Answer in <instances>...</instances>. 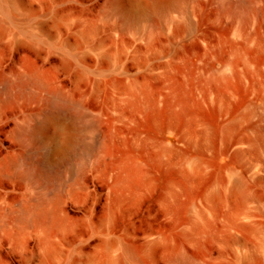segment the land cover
<instances>
[{
    "label": "rangeland",
    "instance_id": "374dc122",
    "mask_svg": "<svg viewBox=\"0 0 264 264\" xmlns=\"http://www.w3.org/2000/svg\"><path fill=\"white\" fill-rule=\"evenodd\" d=\"M153 1L0 0V264H264V152L240 162L223 128L264 108V0ZM46 90L77 107L35 144Z\"/></svg>",
    "mask_w": 264,
    "mask_h": 264
},
{
    "label": "bare ground",
    "instance_id": "6f19581e",
    "mask_svg": "<svg viewBox=\"0 0 264 264\" xmlns=\"http://www.w3.org/2000/svg\"><path fill=\"white\" fill-rule=\"evenodd\" d=\"M238 1L239 0H234L235 3H237ZM164 2L159 0H154L149 6H147L148 11L146 10V7H143L138 2V12L147 11V14L149 16H152L159 9L163 8V5L165 4ZM108 5L112 10L116 11L123 19L127 21L135 17V15L131 12V10L124 5V0H108ZM3 6L5 5L3 4ZM1 9H5V8H1ZM28 74L26 75L24 74V76L23 75L18 76V78L16 77L15 80L17 81H13V84L18 85V87L19 86L23 87L24 82L25 84H27V82H30L28 84L34 82L35 84L36 83L39 84L38 86L44 85L43 82H40V79H38V77L35 76L36 74L35 75H30V74L28 75ZM52 90L51 92L50 91L48 92V90H46L47 94L45 96V102L50 105V108L45 110L39 119L33 120V122H30L19 129L22 132V134H24L25 139L31 141L32 143L37 144L48 139L50 135L47 130V127L54 122L58 121L61 125L63 124L65 127H68L69 124L65 122L64 119L57 118L58 110L77 107V104L74 103L72 100H70L62 92H60V90L59 91H52ZM255 106L256 105H254V102L252 100L248 101L245 107L243 108V110L241 111V113L230 116L223 123L224 132L226 134H232L233 131L236 133L234 140L230 142V146H236V148L234 149V154L236 158L243 163H247V162L250 163L248 161V158L250 157L251 154L255 152H259V153L264 152V108H261L260 111H257L256 110L257 107ZM253 116H256L260 122L250 121L248 123L249 119ZM242 120H245V122L247 121V123L242 127V129H240ZM87 126L92 129L94 127V121L92 119H89ZM64 138L69 143L73 138V134L71 135L69 132L64 131ZM66 147L59 144L55 146V148L50 149L44 157L43 164H41L40 162L34 164L33 167L34 174L48 175V176L55 175L58 172V165L57 162L53 160V155L58 154L57 153L58 151H61L62 148L65 149ZM86 149H90V147H87ZM258 171L261 172L262 175L255 173V181L264 183V163L260 164V168ZM233 189L235 191V194L238 196L239 200H244V198H251L255 196V193L253 191L250 192L242 187V179L239 176L235 178ZM124 254L130 260L132 261L135 260L134 252L128 246H124ZM192 258L186 256L176 257L174 260V264H197L196 260L195 259L193 260Z\"/></svg>",
    "mask_w": 264,
    "mask_h": 264
}]
</instances>
